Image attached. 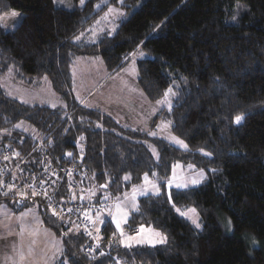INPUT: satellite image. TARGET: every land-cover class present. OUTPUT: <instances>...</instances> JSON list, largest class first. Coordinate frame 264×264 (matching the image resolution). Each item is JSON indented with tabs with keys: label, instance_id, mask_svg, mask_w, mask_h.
I'll use <instances>...</instances> for the list:
<instances>
[{
	"label": "trees",
	"instance_id": "16d2710c",
	"mask_svg": "<svg viewBox=\"0 0 264 264\" xmlns=\"http://www.w3.org/2000/svg\"><path fill=\"white\" fill-rule=\"evenodd\" d=\"M73 2L76 8L68 10L54 0H0V16L23 14L14 30L0 26V80L11 74L29 87L48 80L65 103H24L0 86V153L10 149L17 159L27 158V180L41 176L44 160L71 164L83 172V186L113 195L146 175L162 185L176 163L205 170L207 179L185 190L168 192L162 185L161 194L139 198L126 231L152 228L166 237L157 246H122L106 220L101 248L91 252L90 241L54 215L47 199L0 193V205L14 213L38 209L62 244L56 264H264V0H147L114 34L94 43L75 39L117 0ZM138 52L146 54L138 62L142 93L156 102L169 88L176 92L172 108L155 120L170 123L185 150L128 128L74 95L78 57H99L115 73ZM20 122L30 132L18 129ZM55 197L71 198L65 186ZM177 209H195L202 227Z\"/></svg>",
	"mask_w": 264,
	"mask_h": 264
},
{
	"label": "rangeland",
	"instance_id": "374dc122",
	"mask_svg": "<svg viewBox=\"0 0 264 264\" xmlns=\"http://www.w3.org/2000/svg\"><path fill=\"white\" fill-rule=\"evenodd\" d=\"M147 0H138L131 6L127 0H117V6H111L114 11H108L103 14L86 32L81 33L75 39L76 42L94 43L103 34H114L120 24L127 20L131 14L140 9ZM85 2V1H84ZM56 6L73 10L76 8L73 0H54ZM131 6L130 9L128 7ZM16 15L13 16L12 13ZM23 14L20 11H12L0 16V26L5 31L14 30L21 22ZM93 31L95 35H93ZM146 56L143 52H138L130 57L125 67L118 72L110 73L101 58L78 57L73 68L74 95L80 103L93 109H98L105 114L110 115L120 124L133 130L146 132L151 137L163 139L171 145L187 149L172 140L176 137L171 130V124L168 122H156V116L163 110H170L176 96L172 89L166 103H157L150 101L140 90L138 86V62ZM0 86L10 97L28 104H38L51 108L63 107L65 103L54 91L50 82L45 80L38 87H29L24 83L18 82L11 74L6 75L0 80ZM165 125H167L165 127ZM18 129L30 132L31 127L20 122ZM152 133H155L153 135ZM178 138V137H176ZM179 139V138H178ZM181 140V139H179ZM186 145V143L183 141ZM151 150L155 157L158 152L154 146ZM205 170H198L194 166H185L176 163L172 171L164 181L163 187L168 192L171 189L185 190L202 185L207 179ZM148 177V176H147ZM195 181V183L193 182ZM161 183L148 177H145L141 184L131 187L123 194L113 195L112 193L101 191L99 187L88 183L79 188V193L84 195L87 201H104L109 203V207L103 209L95 221V229L102 233V228L106 220L113 223L116 228L117 238L124 247L138 246H157L163 243H149L148 240H159L155 234L159 233L152 228L145 229L140 233V229L135 234L126 231V224L130 214L136 210L139 198L147 195H158L163 192ZM181 185V187H177ZM155 186V187H154ZM157 188L159 191L157 192ZM134 197V199H133ZM119 205L121 212L117 214L116 206ZM181 211H187L182 210ZM178 212V211H177ZM180 216L190 220H195L201 228L200 217L197 211L189 212L187 216ZM120 219V229H117L113 217ZM126 221V222H125ZM0 264H56L62 257V244L55 238L51 230L46 228L37 208H29L20 213H14L9 207L0 205ZM194 224V223H193ZM195 225V224H194ZM123 232V236L121 235ZM163 236V235H162ZM128 237H136L137 240H143L142 243L128 241ZM164 237V236H163ZM123 241V242H122Z\"/></svg>",
	"mask_w": 264,
	"mask_h": 264
},
{
	"label": "built area",
	"instance_id": "2783aa9c",
	"mask_svg": "<svg viewBox=\"0 0 264 264\" xmlns=\"http://www.w3.org/2000/svg\"><path fill=\"white\" fill-rule=\"evenodd\" d=\"M43 142L40 141L37 148L42 147ZM26 160L27 158L17 159L10 149L0 153V193L24 195L26 192L33 194L35 191L34 196L48 200L52 213L73 222L84 234L90 241L89 251L94 252L100 249L101 234L95 229L94 220L96 221L103 209L109 207V203L87 201L84 195L79 193L83 172L76 165L65 163L53 165L44 160L40 170L41 176L27 180L23 175V164ZM62 186H65L71 198L57 201L55 196Z\"/></svg>",
	"mask_w": 264,
	"mask_h": 264
},
{
	"label": "snow or ice",
	"instance_id": "6c2138e0",
	"mask_svg": "<svg viewBox=\"0 0 264 264\" xmlns=\"http://www.w3.org/2000/svg\"><path fill=\"white\" fill-rule=\"evenodd\" d=\"M81 3H83V0H81ZM98 7H99V5H98ZM112 11H114V10L111 9V8H109V12H112ZM12 15L15 16L16 13L13 12ZM93 35H95V32L94 31H93ZM77 39H79V38H77ZM170 93H172V89L171 88H169L164 93V99L161 100V101H158L157 103H166L167 102V98H168V96H169ZM242 119H243V117L242 116H239V115L235 117V120H236L237 123H240ZM166 126L167 125H165V127ZM152 134L155 135V133H152ZM172 140L175 141L177 144L182 145L185 148L187 147V145H185L182 140H179L176 137H172ZM145 181L148 182L147 175L145 176ZM193 182L195 183V181H193ZM177 187H181V185H177ZM158 191H159V189L157 188V192ZM33 195H36L35 191H33ZM133 199H134V197H133ZM116 210H117V214H119L121 212V209H120V206L119 205L116 206ZM177 211L180 212L181 215L187 216L189 212H193L194 213L195 212V209H188L187 211H181L180 209H177ZM53 214L55 215V213H53ZM113 221L116 223L117 229H120V219H118L117 217L114 216L113 217ZM193 223L196 225L197 228L200 227L199 223H197L195 220H193ZM228 223H229V225H231V221H229ZM144 231H145V229H143V228L140 229V233H143ZM89 234H91V233H89ZM121 235L123 236V232H121ZM155 235L157 237H159V240L153 241V240L149 239L148 240L149 243H155V242L164 243L165 242L166 237H163L160 233H156ZM127 240L128 241H135L136 243H142V242H144L143 240H137L136 237H128ZM253 242L255 243V241H253Z\"/></svg>",
	"mask_w": 264,
	"mask_h": 264
},
{
	"label": "crops",
	"instance_id": "0c3cea01",
	"mask_svg": "<svg viewBox=\"0 0 264 264\" xmlns=\"http://www.w3.org/2000/svg\"><path fill=\"white\" fill-rule=\"evenodd\" d=\"M126 127H127V126H126ZM99 220H101V219H99V217H98V218L96 219V222L99 221ZM0 225L3 226L2 223H0ZM54 236H55V235H54ZM55 238H56V236H55ZM2 247H3V245L0 244V248H2ZM62 252H63V249H62ZM59 260H60V259H59ZM59 260H58V261H59Z\"/></svg>",
	"mask_w": 264,
	"mask_h": 264
}]
</instances>
